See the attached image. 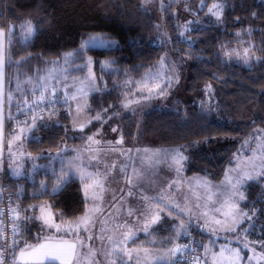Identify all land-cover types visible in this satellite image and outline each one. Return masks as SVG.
Here are the masks:
<instances>
[{"label": "rangeland", "instance_id": "374dc122", "mask_svg": "<svg viewBox=\"0 0 264 264\" xmlns=\"http://www.w3.org/2000/svg\"><path fill=\"white\" fill-rule=\"evenodd\" d=\"M143 6L157 18L161 31L157 44L173 46L174 39L162 20L164 14L175 19L179 38L188 40L187 32L192 27L203 24L208 17L220 21L224 9L220 0L209 6L207 0L202 1L197 8L190 7V0H143ZM15 31L28 41L34 38L36 27L33 22L25 21L4 29L2 38L7 36V48ZM116 46V39L105 34H92L78 50L39 66L29 62V56L18 60L10 58L9 63L2 41L0 176L8 169L13 178L33 181L37 173H50L55 177L56 192L71 177H76L82 183L87 201L86 212L78 220H69L70 227L65 230L64 237L57 231H48L49 237L40 243L21 241L18 260L51 264H117L121 255L126 258L132 252L140 257L137 264H153L165 258L167 261L170 259L166 257L168 254L179 256V238L168 249L133 245L141 233L148 234L167 214L173 218L181 217L180 230L199 224L197 230L205 245L200 264H264V223L259 219V208L245 204L251 183L264 187V129L255 128L239 140L233 163L222 180L213 181L203 175L187 176V146H159L132 139L135 121L144 112L155 107H169L176 96L178 100H190L185 91L190 66L187 53L173 55L166 49L157 66L145 75L140 78L127 75L116 83L122 94V101L116 108L93 111L96 109L93 107L90 111L91 96L104 89L96 73L94 58L87 51ZM77 52L85 54L81 62ZM221 52L228 62L250 65L258 59L255 43L247 32L239 33L235 42L224 43ZM102 66L114 70L105 60ZM42 90L68 93L72 103L66 110V115L71 118L67 127L69 139L58 151L39 156L28 148L32 137H40L34 133L38 122L53 119L65 122L60 121L57 114L36 116L14 125L15 131L8 132L5 115L13 110L12 103H29ZM126 117H130L125 126L129 125L131 140L121 133L125 127L121 121ZM48 181L45 177L40 179L39 192L44 193L49 188ZM257 200L264 202L261 193ZM35 207L41 208L43 221L50 219L54 211L47 200ZM133 207L135 225L132 232L128 225Z\"/></svg>", "mask_w": 264, "mask_h": 264}, {"label": "trees", "instance_id": "16d2710c", "mask_svg": "<svg viewBox=\"0 0 264 264\" xmlns=\"http://www.w3.org/2000/svg\"><path fill=\"white\" fill-rule=\"evenodd\" d=\"M202 1L206 0H190V7L197 8ZM214 1L207 0V6ZM220 1L224 6L222 19L206 18L203 24H197L187 32L188 40L179 38L175 19L164 14L162 20L174 39L173 46L157 44L160 27L157 18L144 8L143 0H0V54L2 31L25 21L35 24L36 34L32 40L26 41L19 31L14 32L8 47L9 63L10 58L18 60L29 56L33 65L44 66L78 50L92 34H105L116 39V47L87 51L94 58L96 73L104 89L91 96L90 111L93 107L96 108L93 111H97L111 106L116 108L122 101L116 83L127 75L137 78L145 75L157 66L166 49H170L173 55L187 53L190 66L185 91L190 100H178L176 96L169 107L147 110L135 121L133 137L129 125L125 126L130 119L126 117L121 121L122 127L125 126L121 133L127 140L132 137L146 144L187 146L186 175H203L220 181L233 163L239 140L255 128L264 129V0ZM241 32L249 33L255 43L258 59L250 65L228 62L221 52L223 44L235 42ZM84 55L76 53L79 62ZM103 60L111 63L114 70L105 69ZM67 109L60 107L44 114H57L65 123L55 119L38 122L34 133L40 137L28 141L32 154L42 156L48 151H58L69 139L67 127L71 118L66 115ZM13 126L9 122L6 131H14ZM44 177L49 180V188L41 193L40 179ZM3 180L9 186L14 210L22 215L18 231L20 241L38 243L42 239L44 230L35 216V205L40 201H49L58 218L64 220H75L87 209L82 183L76 177H71L57 192L54 190L55 177L50 173H37L32 181L13 178L6 169L0 176V185ZM262 188L259 183H251L245 204L259 208L258 216L264 223V202L257 200L260 193L264 199ZM198 227L194 225L180 242L194 235L203 246ZM172 230L174 227L169 225L153 234L171 238L175 235Z\"/></svg>", "mask_w": 264, "mask_h": 264}, {"label": "built area", "instance_id": "2783aa9c", "mask_svg": "<svg viewBox=\"0 0 264 264\" xmlns=\"http://www.w3.org/2000/svg\"><path fill=\"white\" fill-rule=\"evenodd\" d=\"M71 98L67 93L58 95L42 91L29 102L17 106L14 112L6 113V127L9 122L23 124L36 116L50 113L60 107H69ZM17 212L14 210L7 183L0 185V264H14L18 246ZM203 246L198 237L189 235L181 243L177 264H200Z\"/></svg>", "mask_w": 264, "mask_h": 264}, {"label": "crops", "instance_id": "0c3cea01", "mask_svg": "<svg viewBox=\"0 0 264 264\" xmlns=\"http://www.w3.org/2000/svg\"><path fill=\"white\" fill-rule=\"evenodd\" d=\"M2 41L4 42V45H5V52H8V48L6 47V42H7V36L6 35L2 38ZM6 104L8 105L9 101L6 102ZM14 106H16V103L11 104V107H14ZM117 198H118V196H117ZM117 198L114 197V200ZM120 198H122V196ZM120 198H118V199H120ZM44 201L45 200L40 201L38 203H41ZM36 208H37V211H36L35 216L41 222L40 223L41 227L44 230V234L42 236V239L38 243L47 240V238L49 237L48 231H57V232H59V235L61 237H64L65 232H66L65 230L70 227L69 226V224H70L69 220L59 219L58 214L55 211H53V213L50 214V219L48 218L47 220H45L46 221L45 222V221H43L44 218H41V216H42L41 215V208L40 207H36ZM132 209H133V212L130 211V214H131L130 225H128V227H130V230L133 232L134 225H135V220H134V218H135V216H134L135 207H133ZM121 213H123V212H121ZM112 214L116 215L117 213H112ZM79 218H77L75 220H78ZM160 219L161 220L158 223V225L156 227L152 228V230L148 234H146L144 232L141 233L139 235V237L133 242V245H138V244H145L146 245L147 244L148 246H151V247L156 248V249H168V248L173 246L174 240L176 238H179V240L181 241L182 236L185 233L189 232L192 229V227L195 225V224H191L186 229L180 230V228H181V226H180L181 217L174 216V218H173V217H170L169 215L166 214V215H164V218L161 217ZM21 220H22V215L19 214L18 218H17V226L19 228L18 231H20L19 222ZM162 220H163V222H162ZM169 225L174 227V230H172V232L175 233V235L172 236L171 238H170V236H165L164 238H161V237H159V236L157 237L156 235L153 234L154 232L158 231L159 228L169 226ZM197 225L199 226V224H197ZM153 238H157V240H152ZM99 239H100V236H99ZM170 239L172 242L170 241ZM165 241H166V244H165ZM20 242L21 241L19 239L18 240V246H19ZM18 246H17V252H16L14 264H51V262H47V261H45V262H29V261H23V260L19 261L18 260ZM203 246L205 247V245H203ZM204 247H203L201 262L203 261V253H204V249H205ZM166 257H168L170 259L166 261V258H165V260L155 261L153 264H177L179 261V256L175 257L174 255L168 254ZM139 259H140V257H136L132 252H130V255H127L126 258L123 255H121V259L118 258L119 262L117 264H121V263L122 264H132V263L137 264ZM53 264H61V263L60 262H53ZM114 264H116V263H114Z\"/></svg>", "mask_w": 264, "mask_h": 264}, {"label": "bare ground", "instance_id": "6f19581e", "mask_svg": "<svg viewBox=\"0 0 264 264\" xmlns=\"http://www.w3.org/2000/svg\"><path fill=\"white\" fill-rule=\"evenodd\" d=\"M9 187V186H8Z\"/></svg>", "mask_w": 264, "mask_h": 264}]
</instances>
